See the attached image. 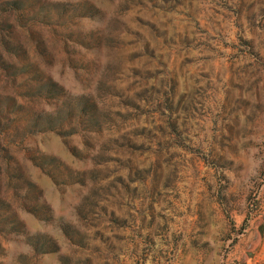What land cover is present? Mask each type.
<instances>
[{
    "label": "rangeland",
    "instance_id": "1",
    "mask_svg": "<svg viewBox=\"0 0 264 264\" xmlns=\"http://www.w3.org/2000/svg\"><path fill=\"white\" fill-rule=\"evenodd\" d=\"M0 264H264V0H0Z\"/></svg>",
    "mask_w": 264,
    "mask_h": 264
}]
</instances>
